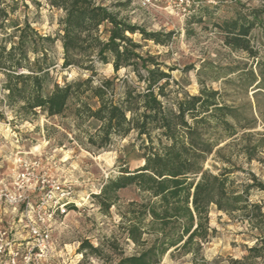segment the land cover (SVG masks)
Here are the masks:
<instances>
[{
  "label": "trees",
  "instance_id": "1",
  "mask_svg": "<svg viewBox=\"0 0 264 264\" xmlns=\"http://www.w3.org/2000/svg\"><path fill=\"white\" fill-rule=\"evenodd\" d=\"M28 1L40 5L38 0H0L1 102L22 121L40 113L71 115L88 145L98 151L134 133L144 159L134 170L121 167L94 194L103 212L118 207L121 236L134 245L133 252L126 254L114 236L100 246L83 240L79 251L110 264H164L168 253L190 254L193 264H209L202 250L215 231L209 214L216 206L228 215L239 213L260 232L259 244L231 264H247L261 256L264 203L251 201L250 194L254 189L264 193V180L253 171L245 183H237L235 177L242 171L237 157L249 163L262 160L264 133L255 129L264 122V112L258 100L256 105L230 103L227 91L207 86L201 77L198 94L180 95L173 68L134 38L138 34L144 42L166 44L174 32L149 31L121 16L115 7L127 3L46 0L62 11L52 35L42 33L28 16H19ZM198 1L186 18L189 24L202 22L206 15L208 5ZM217 26L227 45L247 51L253 59L241 79L264 93V55L252 43L258 37L264 47V8L246 9ZM256 28L258 35L253 36ZM57 42L63 48L62 67L79 69L86 77L65 78L62 83L54 79L57 60L52 51ZM108 65L114 74L100 76L99 67ZM203 67L213 72L211 80L220 79L219 67ZM0 118L5 116L0 113ZM210 157L226 166L217 173L205 168ZM131 186L139 199L122 210L119 191Z\"/></svg>",
  "mask_w": 264,
  "mask_h": 264
},
{
  "label": "rangeland",
  "instance_id": "2",
  "mask_svg": "<svg viewBox=\"0 0 264 264\" xmlns=\"http://www.w3.org/2000/svg\"><path fill=\"white\" fill-rule=\"evenodd\" d=\"M38 1L40 5L28 1L29 7H21L19 16H28L42 33L55 35L62 11L52 7L46 0ZM98 1L106 5L127 3L126 6L115 7L121 16H129L133 23H138L149 31L174 32L166 44L144 42L138 34L134 38L145 44V50L159 55L162 62L173 68L172 76L178 81L175 88L181 92L180 95L182 91L198 94L201 77L205 79L207 86L227 91L230 103L251 102L256 105L258 100L264 112V93L257 92L260 89H257L256 85H250L241 79L249 70L253 59L247 51L236 50L227 45L225 33L217 26L246 9L264 8V0H215V3H205L204 5L208 6L203 21L193 24H189L186 18L167 14L160 5L144 6L141 0ZM254 35H258L257 28L253 30ZM252 39V43L259 46L261 55H264V47L259 45L260 38ZM52 54L57 60L52 76L59 83L65 78L71 80L88 75L76 68L62 67L63 48L60 42L55 44ZM205 63H212L220 68V79L214 81L209 78L213 72L204 69ZM99 72L100 76L114 74L111 65L100 66ZM123 73L124 70L120 72ZM227 79L230 80L229 83H225ZM3 99L4 92L0 90V113L5 116V119L0 118V163L3 168L11 173L15 168L16 159H38L41 169L48 175L73 185L78 203L68 215L58 217L53 225V244L49 253L40 258L33 254L34 262L30 264H110L104 259L81 253L79 248L83 240L100 246L112 236L120 239L126 254L132 253L134 245L125 242L121 236L118 207H112L109 213L103 212L94 194L100 193L104 183L116 177L121 167L126 166L134 170L144 164L135 134L116 138L108 149L98 151L88 145L85 134L79 130L71 115L47 117L40 113L35 118L22 121L16 117L13 110L1 102ZM255 131L264 133V122L260 120ZM259 155L262 160H253L251 163L243 156L236 158L237 165L242 167V171L235 174L237 183L247 182L249 171L255 172L264 180V148ZM223 166L226 165L210 157L205 168L217 173ZM119 195L122 210L127 209L129 201L139 199L134 186L120 190ZM250 200L264 203V193L254 189ZM209 216L210 225L215 231L210 240L204 243L202 250V256L209 264H231L232 260H241L248 255L250 247L259 244L257 237L260 232L252 228L239 213L228 215L212 206ZM19 237L26 243L28 236ZM25 256V252L20 254L19 264H27ZM191 257L190 254L168 253L163 263L193 264ZM9 260V254L0 256V264H10ZM247 264H264V247L261 256L251 258Z\"/></svg>",
  "mask_w": 264,
  "mask_h": 264
},
{
  "label": "built area",
  "instance_id": "3",
  "mask_svg": "<svg viewBox=\"0 0 264 264\" xmlns=\"http://www.w3.org/2000/svg\"><path fill=\"white\" fill-rule=\"evenodd\" d=\"M144 6L160 5L173 16L187 18L195 11L198 0H141ZM215 3V0H204ZM11 173L0 171V205L19 214L28 231L26 243L16 236L15 229L0 214V256L9 254L10 264H19L20 254L33 263V254L40 258L53 244V225L78 206L73 185L63 183L41 169L38 159L20 157Z\"/></svg>",
  "mask_w": 264,
  "mask_h": 264
},
{
  "label": "crops",
  "instance_id": "4",
  "mask_svg": "<svg viewBox=\"0 0 264 264\" xmlns=\"http://www.w3.org/2000/svg\"><path fill=\"white\" fill-rule=\"evenodd\" d=\"M0 171L8 174V170L3 168L2 164L0 163ZM0 214L5 220L6 223H8L11 227L15 229L16 236L20 239L19 235L22 237H27L28 236V231L24 227V223L22 219H20V216L18 213L12 211L9 207L7 206H2L0 205Z\"/></svg>",
  "mask_w": 264,
  "mask_h": 264
}]
</instances>
